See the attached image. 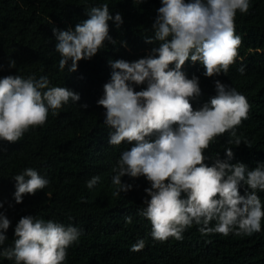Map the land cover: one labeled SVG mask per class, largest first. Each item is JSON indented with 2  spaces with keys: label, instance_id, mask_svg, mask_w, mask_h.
Masks as SVG:
<instances>
[{
  "label": "clouds",
  "instance_id": "obj_1",
  "mask_svg": "<svg viewBox=\"0 0 264 264\" xmlns=\"http://www.w3.org/2000/svg\"><path fill=\"white\" fill-rule=\"evenodd\" d=\"M249 7L250 0H160L151 25L153 35L145 37L147 43L158 41V45L133 61H107L110 77L96 104L105 110L108 143L131 144L113 167L114 195L132 188L121 181L122 176L144 177L149 186L143 189L146 196L138 214L150 222V236L155 241L170 236L183 239V232L193 225L202 235L261 231L264 205L258 191H264V163L258 162L251 170L242 162L230 163L234 155L231 147L224 148L223 159L217 153L210 164L204 154L226 131L233 137L227 141L229 145L242 142L236 128L247 119L250 104L242 93L216 79V94L194 109L190 100L201 94L199 77H188L182 70L187 60L199 62L205 77L227 73L241 43L235 33V16L237 11L247 13ZM86 13L88 18L74 28H52L62 71H75L78 61L90 60L105 47V41L116 43L109 35L108 21L119 27L122 14L110 13L107 3L92 5ZM121 44L127 47L125 41ZM14 63L10 60L9 67ZM238 71L243 74L244 66ZM141 84L144 87L134 90ZM70 99L76 102L80 94L66 86H50L47 75L0 76V140L18 141L30 126L43 125L49 110L56 115ZM11 179L15 203L22 202V194H34L49 184L48 178L32 167ZM99 180L93 175L86 187L93 188ZM244 186V194H240ZM125 220L131 222V217ZM10 224L5 211L0 210V257L14 264H63L69 246L82 234L73 224L29 214L19 218L14 240L5 247ZM144 246L141 238L131 250Z\"/></svg>",
  "mask_w": 264,
  "mask_h": 264
},
{
  "label": "trees",
  "instance_id": "obj_2",
  "mask_svg": "<svg viewBox=\"0 0 264 264\" xmlns=\"http://www.w3.org/2000/svg\"><path fill=\"white\" fill-rule=\"evenodd\" d=\"M101 3H107L113 15L116 11L122 14L119 27L108 21L109 35L116 43L105 41V47L90 60L78 61L73 72L60 70L52 28H74L88 18L87 8ZM159 5L160 0H0V76L47 75L50 86H66L80 94L78 101L70 99L56 115L49 110L45 123L30 126L18 141L0 140V210L11 221L5 247L14 240L19 218L31 214L82 229L78 242L69 246L63 264H264V217L261 231L251 235H202L193 225L183 232V239L170 236L161 242L153 240L150 222L138 214L146 196L143 189L149 186L144 177L122 176L121 181L132 188L114 195L113 167L131 144L108 143L110 128L103 123L105 110L96 100L110 77L109 59L133 61L158 45V41L147 43L145 37L153 35L151 25ZM235 33L241 43L227 73L205 77L199 62L187 60L182 70L188 77H199L201 94L190 100L194 109L216 94V79L246 97L248 117L236 128L242 142L229 145L227 141L233 137L226 131L204 154L210 164L217 153L223 159L224 148L231 147L234 155L230 163L239 161L251 170L258 162L264 163V0H250L247 13L237 11ZM10 60L15 61L12 67ZM241 65L243 74L238 71ZM142 87L136 85L134 90ZM83 104L87 107H80ZM26 167L46 176L49 184L34 194H22V202L15 203L11 177ZM93 175L100 180L89 189L85 182ZM245 187L239 189L240 194ZM258 195L264 205V191H258ZM126 216L131 222H126ZM141 238L143 249L131 250ZM0 264L14 262L0 257Z\"/></svg>",
  "mask_w": 264,
  "mask_h": 264
}]
</instances>
